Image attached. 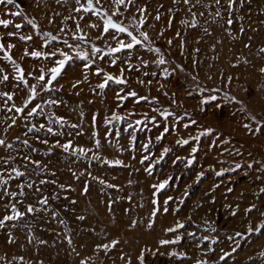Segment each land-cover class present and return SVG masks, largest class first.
Here are the masks:
<instances>
[{"label": "rangeland", "instance_id": "374dc122", "mask_svg": "<svg viewBox=\"0 0 264 264\" xmlns=\"http://www.w3.org/2000/svg\"><path fill=\"white\" fill-rule=\"evenodd\" d=\"M88 2L0 5V220L22 213L0 227V264H264V0ZM95 10L142 43L110 52L130 37L104 34ZM17 66L37 92L23 114ZM106 75L126 82L101 89Z\"/></svg>", "mask_w": 264, "mask_h": 264}, {"label": "snow or ice", "instance_id": "6c2138e0", "mask_svg": "<svg viewBox=\"0 0 264 264\" xmlns=\"http://www.w3.org/2000/svg\"><path fill=\"white\" fill-rule=\"evenodd\" d=\"M174 2H176V0H174ZM220 2H221V0H215V4H217V5H219ZM239 2L241 4H243L244 0H239ZM77 3L79 4V0H77ZM96 3L99 4L100 3V0H96ZM113 3L116 5V9L113 11V15H118L119 14V7L124 6L125 3H127V4H133V3H135V0H113ZM183 3L185 5H192V7H195L196 6L195 4H192V0H183ZM199 3H200V0H196V4H199ZM227 3H228V9H232L233 6L237 3V0H227ZM0 5H14L17 8L20 7V5L16 4V0H0ZM76 11H81V9L80 8H77ZM84 11H93V5L91 3V0H89L87 7L84 8ZM139 11L141 12V14H143L144 12H146V9H143L142 8V9H139ZM189 11H191V8H189ZM10 14L13 15V16H19V15H21L19 12H11ZM95 14L97 16H101V17L107 16V13L106 12H101L100 10H95ZM202 14L203 13H201V15ZM215 15L216 16H219L220 15V12L217 11L215 13ZM193 16H195V13H193ZM155 18L157 20H159L160 19V16L157 15ZM226 22H227L228 25H231L233 23V21L231 19H228ZM10 23H11L10 20L0 19V25H2L5 28H7ZM28 23L31 24L34 29L37 28V25L33 21L29 20ZM144 23H145L144 19H140L139 20L138 27H143ZM185 23H187V22H185ZM191 26L192 27H195L196 26L195 25V20H193V22L191 23ZM15 27L19 29V28L22 27V25L16 24ZM89 27L95 28V27H97V25L92 24V25H89ZM110 29L111 30H114L117 33H126V35L128 37H130V41L127 42V43H125L123 41H118L119 46L116 47V48H111L110 49V52H113L114 53V52H119V51H121L123 49H132L135 45H139V44L142 43L141 39H139L136 35H134L132 31H129L128 28H126L125 26H123L122 23L114 22L111 17H107L106 19L103 20V33L104 34H108L109 31H110ZM77 30L79 31V25H77ZM241 32H243V28H241ZM9 35H14V34L13 33H9ZM139 35H140V37H143V40H145V41H147L149 39V37H148V35H147L146 32H140ZM229 35H231V33H229ZM19 38L21 40H31L32 39L31 36H27V37L20 36ZM74 38H78L80 40H84L85 39V37L83 35H81L79 37H74ZM113 38L115 39L116 37L113 36ZM50 39H56V38L55 37H50ZM169 43H171V41H169ZM11 47H13V45H8V48H11ZM69 47H71V45H69ZM3 49H4V45L3 44H0V50H3ZM94 51H97L98 52L100 50L94 48ZM261 51H264V49H261ZM25 55H31L34 58H40L43 55L44 58L47 59L49 57L56 56L57 53L56 52H51V53H47V54H42L39 51H33L31 53H27L26 52ZM59 55L61 57H63V59H59V60L55 61L56 66L55 67H52L49 70L50 71V75L48 76V79L47 80L45 79V75L44 74H41V75H39L36 78L41 83L42 89L45 90V91H52L53 90V88H52L53 82L57 80V77L61 74L62 69L64 68V66L66 65V63L71 59V57L67 56L64 52H60ZM5 58L8 59V60H10L15 65V61H12L10 56H8L6 54L5 55ZM164 62L165 61L163 59H160V61H159L160 64H163ZM17 72L19 73V76L17 77L18 80L20 82H23L26 86H28L30 88V95L28 97V100L25 102L24 106L23 107H16L15 108V111L17 113L23 114L24 113V109L25 108H28V105L30 103H32V101L36 98L37 92H36V87L35 86H29L27 84V81L25 80L24 75H23V70L20 69L18 66H17ZM261 72H264V68L261 69ZM97 74H99V72ZM3 80L4 81H7L8 80V76L7 75L3 76ZM113 80L117 84H122V83H125L126 82L125 80H123L120 77H113L111 75H106L105 76V83L100 84L99 87L101 89H103L106 86V83L108 81H113ZM5 95H7V94H5ZM130 95L135 96L136 93L133 92ZM7 98L9 100H11L12 99V96L11 95H8ZM212 99L214 100L215 97H212ZM49 103L56 104L57 101L56 100H50ZM39 108H40V105H35L32 108H30L28 110V112H27V117H31V116L36 115L37 114V109H39ZM8 110L9 111H12L11 108H9ZM27 117H25V118H27ZM116 118L118 119V117H116ZM165 118H167V117H165ZM14 123H15V120H13V124ZM40 127L43 128L44 125L42 124V125H40ZM73 127H76V126L73 125ZM48 131L51 132L52 129L49 128ZM166 131H167V129H166ZM4 143H5L4 140H0V146H3ZM25 143H27V142L25 141ZM179 143L187 144L188 141L187 140L179 141ZM8 147L11 148L12 145H8ZM62 147H63L64 151L67 152V151H69L71 145L70 144H64V145H62ZM79 151L81 153H84V150L83 149H80ZM167 151L168 150L165 149V152H167ZM192 151H193V153H195L196 149L193 148ZM191 162L192 161H189V163H191ZM106 163H107V161H106ZM115 163L116 164H120L121 162L120 161H116ZM16 174L18 176L19 175H22V173H19V172H17ZM101 183H103V181H101ZM158 187L159 188H163L164 185L161 184ZM40 203H46V201H40ZM154 203H155V201H154ZM27 211L29 213H31V212L34 211V209L31 208V207H29L27 209ZM12 212L14 213V215L6 216V217L3 218V220H0V227H2L6 221L18 219V218H20L22 216V213L18 212L15 207L12 208ZM79 219H83V217H80ZM179 227H183V225H179ZM260 228H264V225H261ZM260 228L255 229V231L259 232L260 231ZM168 231H170V232L171 231H175V229H168ZM252 231H254V229H251L250 228L249 229V232H252ZM237 235H239V234H237ZM176 242H177L176 240H172V241L165 240V241H161V244L164 245V244L176 243ZM115 243L116 242H113V246H114ZM102 247L104 249H108L109 248V245H103ZM173 255H175V253H173ZM141 259H142V257H141ZM221 259H224V257H221ZM82 264H84V262H82Z\"/></svg>", "mask_w": 264, "mask_h": 264}, {"label": "trees", "instance_id": "16d2710c", "mask_svg": "<svg viewBox=\"0 0 264 264\" xmlns=\"http://www.w3.org/2000/svg\"><path fill=\"white\" fill-rule=\"evenodd\" d=\"M108 16H105V18H107Z\"/></svg>", "mask_w": 264, "mask_h": 264}]
</instances>
